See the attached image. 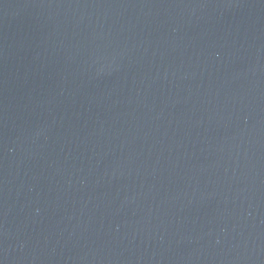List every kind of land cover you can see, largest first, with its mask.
Here are the masks:
<instances>
[{
  "label": "water",
  "instance_id": "1",
  "mask_svg": "<svg viewBox=\"0 0 264 264\" xmlns=\"http://www.w3.org/2000/svg\"><path fill=\"white\" fill-rule=\"evenodd\" d=\"M0 264H264V0H0Z\"/></svg>",
  "mask_w": 264,
  "mask_h": 264
}]
</instances>
